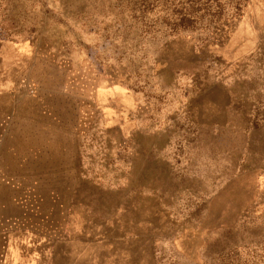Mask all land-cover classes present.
<instances>
[{"label":"rangeland","instance_id":"1","mask_svg":"<svg viewBox=\"0 0 264 264\" xmlns=\"http://www.w3.org/2000/svg\"><path fill=\"white\" fill-rule=\"evenodd\" d=\"M23 224L49 264H264V0H0Z\"/></svg>","mask_w":264,"mask_h":264},{"label":"crops","instance_id":"2","mask_svg":"<svg viewBox=\"0 0 264 264\" xmlns=\"http://www.w3.org/2000/svg\"><path fill=\"white\" fill-rule=\"evenodd\" d=\"M15 227L5 229L13 231L8 238H0V264H49L46 257L52 239L35 238V228L27 224Z\"/></svg>","mask_w":264,"mask_h":264}]
</instances>
